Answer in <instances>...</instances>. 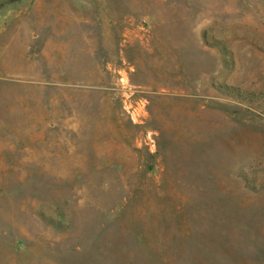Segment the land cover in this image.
Here are the masks:
<instances>
[{"label": "rangeland", "instance_id": "374dc122", "mask_svg": "<svg viewBox=\"0 0 264 264\" xmlns=\"http://www.w3.org/2000/svg\"><path fill=\"white\" fill-rule=\"evenodd\" d=\"M0 264H264V0H0Z\"/></svg>", "mask_w": 264, "mask_h": 264}]
</instances>
